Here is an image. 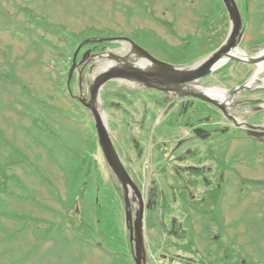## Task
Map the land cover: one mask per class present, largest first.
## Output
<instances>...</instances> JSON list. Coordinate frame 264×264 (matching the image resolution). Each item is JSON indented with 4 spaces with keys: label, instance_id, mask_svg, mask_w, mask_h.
<instances>
[{
    "label": "rangeland",
    "instance_id": "374dc122",
    "mask_svg": "<svg viewBox=\"0 0 264 264\" xmlns=\"http://www.w3.org/2000/svg\"><path fill=\"white\" fill-rule=\"evenodd\" d=\"M236 2L246 26L239 50L254 55L264 50V0ZM40 18L42 24L37 21ZM46 22L60 34L65 32L72 45L60 41L57 30L45 31ZM145 30L152 37L142 35ZM231 30L222 0H0V97L5 98L0 102V183L7 173L5 189L13 191L0 194V264H135L130 258L137 249L138 237L128 215L136 220L138 211L143 212L141 246L146 252L140 264H203L202 255L217 247L214 240L228 244L234 261L239 258L242 264H264V146L232 142L228 136L222 138L224 142L208 140L206 134L201 139L195 137L191 125L199 126L195 129L199 133L211 129L202 113L192 115L197 104L184 115L171 114L167 105L174 106L183 99L170 96L171 101L158 108L164 100L156 90L142 88L133 79L131 83L109 81L99 94L97 106L107 118L124 161L138 170L137 166H144L138 182L143 195L149 192L153 179L165 188L161 174L169 171L167 162H176L170 161L171 152L178 156L191 149L195 155L185 162L191 165L190 171L218 168L217 161L231 163L225 171L227 185L216 194L212 191L213 199L202 202L201 211L190 209V219L180 211L172 192L161 202L163 208L158 206L150 216L145 214V198L141 197V207L137 204L135 214L136 207L127 199L136 196L138 186L132 179L134 185L126 184L127 191L116 178L103 154L93 114L79 99H91L92 85L99 75L112 70L109 64L115 65L120 59L139 61L136 48H131L125 37L166 65L182 67L179 65L208 57L217 44V49L221 48ZM88 31L118 40H108L104 51L89 56L84 73L74 72L69 86L72 61L79 50V62L91 42L84 41L80 48L69 35L85 40L80 33ZM177 50L191 59L179 56ZM257 69L258 64L245 66L229 59L203 78L200 87L227 91L226 101L218 100L229 111L235 106L234 99L247 95L239 94L242 88L234 94L229 90L246 80L247 74L252 73L251 79ZM263 80L264 73L251 88H264ZM11 82L17 85H9ZM12 93L20 100H10ZM132 97L139 99L134 107L124 101ZM13 101L21 104L15 106ZM198 102L202 108L204 104ZM216 109L221 114L217 119L220 128L229 133L228 115ZM236 159L240 161L233 164ZM38 168L41 171L34 173ZM221 192L224 197L217 198V208L215 195ZM204 207L209 216L203 213ZM172 224L177 228L183 224L188 230L186 240L172 243L174 247L168 244L171 236L162 232L164 227L171 230ZM154 225L155 229L151 227ZM109 242L115 246H109ZM189 242L194 243L193 249L186 246ZM161 254L179 261L164 260ZM134 256L137 262V253Z\"/></svg>",
    "mask_w": 264,
    "mask_h": 264
},
{
    "label": "flooded vegetation",
    "instance_id": "af4514ba",
    "mask_svg": "<svg viewBox=\"0 0 264 264\" xmlns=\"http://www.w3.org/2000/svg\"><path fill=\"white\" fill-rule=\"evenodd\" d=\"M87 50L91 51V55L96 54V52L93 51V47H88ZM164 67H162L163 69ZM159 71V70H158ZM163 73V72H162ZM252 74V73H251ZM251 74H247L246 76H248L247 79L250 78ZM127 79H132L129 77H125ZM246 79V80H247ZM246 80L242 81L241 84H243ZM119 81L122 82H129L130 81L126 80V79H119ZM153 83L152 81H147L145 80L144 83H142L141 87L142 88H149V84ZM240 84V85H241ZM135 88V87H134ZM151 90H156L157 94H160L163 97L162 100L163 104H161V106H157L158 108L164 107L165 104L167 105V103H169L170 100V96L171 97H177L176 95L170 93V92H165L164 90H159V89H154V87L151 88ZM264 88L261 87H253L251 88L250 86L246 87L244 89L243 92L239 93V94H247L246 97H241L238 99H234V107H229V114L230 116L234 117L233 119L231 118H226V120L228 121L227 123L231 124V129L229 130V133H225V129H221V121L217 119H219L220 117V110L216 109L214 106L206 103V102H202V104H204L201 108L200 103L198 101V99L194 98V97H182L181 99L183 100H177L176 103H174L173 105H167V108L170 110L169 113L171 112V114H177V112H180L182 115H184V111H188V109L192 106H195V104L198 105L197 109L194 108V110L191 111L192 115H194V113H197V115L201 114L204 116V118L206 119V121H210V124H208L211 129L210 130H205V132H200V130L196 131L195 129H197L199 126H195L193 124V126L191 125V130L193 132V134L195 135V137L198 138H202L204 137V135H207V139L210 140L212 139L213 142H217V141H221L224 142V140H222V138H227V140L233 141H244L246 143H249V145L256 147V146H264ZM239 96V95H237ZM137 97V96H136ZM178 98V97H177ZM135 100H139L137 98H130L128 100H124L125 103L127 105H129L130 107H134V103ZM158 101V100H157ZM123 106V111L126 112V106ZM243 108H249L250 110L246 113H241L240 111ZM197 111V112H196ZM219 111V112H218ZM189 112V111H188ZM187 116V114H186ZM171 117V116H170ZM194 118V117H192ZM198 119V118H197ZM203 119V120H205ZM189 121L185 120V125L190 126V122L186 123ZM180 127V126H179ZM220 130V131H219ZM209 131H214V132H209ZM114 144L118 150L117 144L114 141ZM186 144V142H185ZM181 146V145H180ZM140 150L143 151V147L140 148ZM139 150V151H140ZM168 148L165 147L164 151H167ZM191 149H187L185 151V153H180L178 154V156L174 155V150L172 149L171 152L172 157L170 159L173 160L175 159V164L173 165L172 162H167V167H168V172L164 171L162 172V178L164 179V184H165V188H161V184H159L160 186H158V180L157 179H153L151 184L152 186H150L149 188V192L146 195L144 190L141 192L140 190V179L141 177H143L142 172L144 170V166L143 168H140L141 166H137L139 168V170L135 167H131L130 164H128L126 161H124V158L121 157V160L123 162V164L125 165L128 173L130 174L131 178L134 180V182L136 183V185L138 186V189L140 190L141 195L137 192V190L134 191V194L136 196H131L128 197L127 201L133 203V205L136 207L138 204V208L140 209V200L141 197L145 199L144 200V205H145V214L147 213L149 216L156 211V209L161 207V209L163 208V204L161 202H163L167 196L169 195V193H174L176 196L175 202L179 203L180 211L184 212V214L186 215L188 213V211H190L191 208V200L193 203H197V202H205V201H211L212 197H213V192L216 191L217 189H221L222 186H225V182L227 181L225 178V171H227L228 169L231 168V163L225 162H220L217 161L216 162V166L218 168L215 167H207V169H205V171H190L188 170L189 166L191 165H185V162H188L190 160V158L194 157L195 153L190 152ZM119 151V150H118ZM121 156V155H120ZM220 160V158H219ZM167 161V158H166ZM240 161V160H234L232 161V163L234 164L235 162ZM178 162V164H177ZM163 165V164H162ZM195 166V165H193ZM200 165H198L197 167H199ZM138 171V172H135ZM139 178V179H138ZM172 180V182L169 183V180ZM217 179V180H216ZM139 182V183H138ZM155 184V185H154ZM124 187L125 190L128 191V186L126 185H122ZM169 186H171L172 188L170 189ZM160 187V189H159ZM193 187V191H195V193H193V191L191 190V188ZM206 187V190H203L202 188ZM160 192H159V190ZM197 191V192H196ZM203 191H209L207 192V194L205 195H200ZM213 191V192H212ZM143 193V194H142ZM138 198V200H136ZM136 200V202L134 201ZM186 202V203H185ZM139 209L135 210V214L136 211H138ZM160 210V209H159ZM185 210V211H184ZM161 211V210H160ZM174 224V222H173ZM171 226V230H169V228L167 229V227H164L162 230L163 234H168L169 236H171L170 242L168 244L172 245L174 247V245L172 243L175 242H179L183 239L186 240L187 238V233L185 229V227H183L182 225H178L177 227H174L176 224H174V226ZM152 225V224H151ZM153 229H155L156 225L151 226ZM174 227V228H173ZM189 238V237H188ZM143 254L146 256V252L144 250ZM200 255V254H199ZM177 257H179L178 255H176ZM205 258V253L202 255ZM160 257H162L164 260H169L170 262L172 261L171 256H167V255H163L161 254ZM147 258V257H146ZM151 258V256H150ZM176 258V257H175ZM152 259V258H151ZM150 260V259H149ZM175 261H179V259H174ZM148 262V259H147Z\"/></svg>",
    "mask_w": 264,
    "mask_h": 264
},
{
    "label": "water",
    "instance_id": "95a60500",
    "mask_svg": "<svg viewBox=\"0 0 264 264\" xmlns=\"http://www.w3.org/2000/svg\"><path fill=\"white\" fill-rule=\"evenodd\" d=\"M223 2L228 10V13H229V16L232 22V30L230 32V36L220 49H218L216 52L209 55L207 58L202 60L199 64H195L187 68H176V67H170V66H163L164 69H162L161 65L163 63L159 61L158 59L149 55L147 52H145L146 56L152 59L154 63H156V67H155L156 69L146 71V70L137 68L133 65H129L132 70V71H129V70L124 69L122 66H120V68L115 67L113 71L102 73L99 77H97L95 83L91 87L90 101L87 102L86 100H82V102H84V104L91 110L94 116L95 123H96V130H97L98 137H99V142L104 152L105 158L108 164L110 165L112 171L114 172L115 176L119 179L122 185L126 186V184L129 183V184H132L133 186L134 183L126 167L124 166L123 162L120 159V156L109 134L107 125L105 121L103 120V117L101 116V113L99 112V109L97 106V99H98L99 91L102 85L111 79L120 78V77L135 78L139 84L144 83L145 80L152 81L153 83L149 84V87H154L156 89H162L164 91L167 90L180 97L193 96V97L200 98L202 100L212 103L213 105L220 108L225 114L228 115L226 104L220 103L217 99L210 97L207 94V92L200 90L198 88V84L196 83L200 79L211 74L212 71L216 68L215 66L218 65L220 61H222L223 59L229 58V59L240 60L244 63L258 64L259 61L264 60V56L255 55V56H248L247 59H242L232 54L233 51H237L238 44L241 42L244 36L243 20H242L241 12L239 10L236 0H223ZM81 47L82 46H80V48ZM78 52L79 50L77 51L73 59L74 64L71 69L70 76L73 74V71L77 65ZM87 54H89V51L87 52ZM87 54L83 57L80 64H82L87 59V56H88ZM195 84L197 85L196 87L194 86ZM241 88L245 89L246 84L243 85ZM238 91L239 89H233L231 93L234 94ZM136 190L139 194H141L137 188ZM142 214L143 212L140 213L138 211L136 220H133V218L130 215H128V222L130 223L131 226H134L137 230V237H138V245H137L138 261L137 263L138 264L141 263L140 259H141V253H142V250H141V244H142L141 233H142V227H143Z\"/></svg>",
    "mask_w": 264,
    "mask_h": 264
},
{
    "label": "trees",
    "instance_id": "16d2710c",
    "mask_svg": "<svg viewBox=\"0 0 264 264\" xmlns=\"http://www.w3.org/2000/svg\"><path fill=\"white\" fill-rule=\"evenodd\" d=\"M29 10H27V12H28ZM32 14H34L35 15V13L33 12ZM31 17H33L32 15H31ZM41 19H43V18H40V19H36L37 21H39V24H42L41 22H42V20ZM47 21V20H46ZM48 22V21H47ZM45 23V25H46V27H44L45 28V31H50V28H53L52 27V25H49L48 23ZM48 24V25H47ZM37 25V23L35 24V26ZM40 26V25H39ZM55 26V25H54ZM61 26V25H60ZM64 26H62V27H60V28H63ZM54 29V28H53ZM27 30V29H26ZM25 29L23 30L24 32L26 31ZM54 30H57V37H59V39H60V41H63L65 44H67L68 45V43H69V45H72V42L69 40V39H67V37L65 36L66 34H65V32L63 33L62 32V34H60L59 33V30H58V28L57 29H54ZM27 32V31H26ZM144 32V33H143ZM65 34V35H64ZM81 34V37L82 38H85V40H81V39H77V35L76 34H74L73 36H71V35H69V37H71V39L73 38V39H75V40H77L78 41V45L81 43V42H84V41H86V40H88V39H91V42L92 43H94L95 44V46H93V48H95V51L97 52V51H104V49H105V44L106 43H104V44H100V41H96V40H98V39H101L102 37L103 38H105L104 36H99V34H94V33H91V32H86V33H84L83 35H82V33H80ZM149 35L150 37H152L151 35L152 34H150V31H147V30H145V31H142V35ZM145 35V36H146ZM153 35L154 36H156V34L155 33H153ZM140 37H138L137 36V38L136 39H139ZM156 38V37H155ZM135 39V40H136ZM74 40V41H75ZM114 40V38L112 37V38H110L109 39V41H113ZM143 40H145V41H147V42H149V41H151L150 39H149V37H144V39ZM76 41V42H77ZM75 42V44L77 45V43ZM96 42V43H95ZM108 42V41H107ZM97 44V45H96ZM64 46V45H63ZM78 47V46H77ZM59 48H62L61 49V52L62 51H64V49H63V47L62 46H60ZM178 51H181V50H177L176 51V53H178V55L179 56H186V58H190L189 56H188V54L187 53H185V52H182V53H179ZM191 59V58H190ZM8 74V73H7ZM10 74V73H9ZM68 78V77H67ZM6 81H9V78H4ZM67 83H68V79H67ZM9 85H17V84H15V83H13V82H11ZM69 85V84H68ZM24 88L26 89L27 87H25V84H24ZM13 94V93H12ZM73 96V98H74V95H72ZM76 98V97H75ZM4 96H1L0 97V102H3L4 101ZM10 100H15V101H19L20 99L18 98V96L17 95H12L11 96V98H10ZM13 103H14V105L16 106V105H18V104H21L20 102H18V104L16 103V102H14L13 101ZM7 110H9L10 112H14V110L13 109H10L9 107L7 108ZM38 128V127H37ZM24 130H25V128H23ZM0 133H2V130L0 129ZM2 139H3V134H0V144L2 145ZM10 163V162H9ZM41 170L38 168V169H36V171L34 172V173H36V174H38L39 172H40ZM2 177L6 180V179H9V177H7V173H5V175H2ZM5 180L3 181V183H0V194L2 193V192H5V190L7 191V193H9V192H11V193H13V191L12 190H9V189H7V187H6V189H5ZM214 194H216L215 193V191H214ZM216 197H215V202H216V207L218 208L219 207V203L216 201L217 200V198H219V197H223L224 195H223V193L221 192V193H219V195H215ZM211 199H213V198H211ZM186 203V202H185ZM191 208L190 209H192V210H197V211H201V207H203V203L202 202H197V203H193L192 202V200H191ZM218 205V206H217ZM205 207H204V214H207L208 216H209V214H208V212L207 213H205ZM185 211V210H184ZM187 219H190V213H189V211H188V213H187ZM103 222V224L104 223H106V222H104V221H102ZM215 223H219V221L217 222V221H215ZM124 240H125V243L127 242V238H125L124 237ZM221 240V239H220ZM190 241H192L191 239H190ZM193 242V241H192ZM192 242H189V244L188 245H186V246H188L189 248L191 247L192 249L194 248V243H192ZM217 242V244H219L218 245V247H217V249H215V250H212L211 248L210 249H208L207 251H206V253H205V259L203 260V264H242V260L241 259H237L236 261H234V257H233V255H230L231 253H232V249L231 248H229V247H227V245L228 244H224L223 242H221L220 243V241H216ZM215 241H214V243H216ZM109 246H115V243H112V242H109ZM128 252H129V250H128ZM130 258V257H129ZM130 263H132V261L130 260Z\"/></svg>",
    "mask_w": 264,
    "mask_h": 264
},
{
    "label": "bare ground",
    "instance_id": "6f19581e",
    "mask_svg": "<svg viewBox=\"0 0 264 264\" xmlns=\"http://www.w3.org/2000/svg\"><path fill=\"white\" fill-rule=\"evenodd\" d=\"M110 36H104L105 38L102 37L101 39H98V40L100 41V43L104 44V43H107V41L111 38ZM89 45L90 46H95V44L92 43V42H90ZM131 48H134V46L132 45ZM136 51H137L138 57L140 58L139 61L126 62V61H129V59H126V60L120 59L121 61H116L115 65H113V64L110 65L109 64L108 66H113V67H116V68H120V66H122L124 69L132 71L131 67L129 65H133V66H135L137 68H140L142 70H146V71L150 70L151 67L154 65V62H151L150 58H148L146 55L141 53L138 49H136ZM233 55H235V56H237L239 58H242V59H247L248 58V57H246L244 55V53H241L240 51H238V52L235 51V53ZM255 55L264 56V50H262L260 53L254 54V56ZM88 59H90L89 56L87 57L86 60H88ZM228 61H229V58L223 59L222 61H220V63L218 65L215 66L216 67L215 69L219 68L220 66H222L225 63H227ZM237 62L238 63H242V61H240V60H237ZM179 66H182V67H178V66L177 67L178 68H183L184 67V65H179ZM237 70H241V67L238 68ZM78 73H80V72H78ZM263 73H264V60L263 61H259L258 69H257L256 73L254 74V76L252 77V80L249 82V86L252 87L251 85L256 83L258 81V79H260V75L263 74ZM73 84L75 86V83H73ZM198 88L200 90H203L204 92H207V94L210 97H212L214 99H217V100L218 99L220 100L222 98L223 100L225 99V101H226V98L228 97L227 91H225L223 89H219V88H216V87L202 88L200 86H198ZM230 97H232V96H230ZM99 112L101 113V116L103 117V120L105 121V123H106V125L108 127L107 118L104 116L103 112L100 109H99ZM225 185H227V184L225 183ZM217 247H216V249H217ZM143 256H144L143 253H141V259H143ZM142 264H145V263L143 262Z\"/></svg>",
    "mask_w": 264,
    "mask_h": 264
}]
</instances>
